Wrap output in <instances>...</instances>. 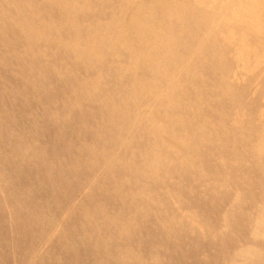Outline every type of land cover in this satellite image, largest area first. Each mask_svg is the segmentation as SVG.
<instances>
[{
    "label": "bare ground",
    "instance_id": "1",
    "mask_svg": "<svg viewBox=\"0 0 264 264\" xmlns=\"http://www.w3.org/2000/svg\"><path fill=\"white\" fill-rule=\"evenodd\" d=\"M0 264H264V0H0Z\"/></svg>",
    "mask_w": 264,
    "mask_h": 264
}]
</instances>
